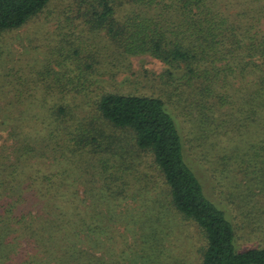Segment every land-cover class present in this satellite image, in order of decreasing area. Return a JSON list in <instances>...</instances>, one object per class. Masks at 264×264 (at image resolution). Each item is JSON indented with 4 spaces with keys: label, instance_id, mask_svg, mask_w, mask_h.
<instances>
[{
    "label": "trees",
    "instance_id": "trees-1",
    "mask_svg": "<svg viewBox=\"0 0 264 264\" xmlns=\"http://www.w3.org/2000/svg\"><path fill=\"white\" fill-rule=\"evenodd\" d=\"M50 2L0 0V31L23 27ZM126 4L133 10L120 14ZM80 5L90 29L104 30L120 59L150 55L167 65L158 92H102L95 114L130 131L129 146L152 155L170 204L205 235L201 264H264V242L238 247L236 225L222 203L208 198L194 170L208 166L212 187L226 184L232 203L240 195L242 212L248 208L245 218H255L252 227L262 229L263 240L264 139L250 142L243 134L254 122L263 127L264 0ZM55 57L42 69L30 66L26 75L19 63H0V264H136L128 234L113 224L126 212L117 209L130 197V179L106 176L107 163H96V157L112 151L114 143L94 121L75 119L66 97L83 92L81 79L94 66L60 73L52 65ZM221 132L235 139L226 146L212 142ZM91 172L101 177L89 179ZM78 183L86 184V196Z\"/></svg>",
    "mask_w": 264,
    "mask_h": 264
},
{
    "label": "rangeland",
    "instance_id": "rangeland-1",
    "mask_svg": "<svg viewBox=\"0 0 264 264\" xmlns=\"http://www.w3.org/2000/svg\"><path fill=\"white\" fill-rule=\"evenodd\" d=\"M81 8L80 0H51L40 14L23 27L8 32L0 31V45L4 49L0 50L3 52L0 54V63H5L8 59L10 67L19 63L25 75L30 73V66L42 69L44 63H48L49 56L54 54L59 60H53L52 65L60 73H63L66 67H74L79 71L84 63L93 64L94 72L87 73L85 80L81 79L85 81L83 92H69L66 97L72 101L75 119L80 117L84 122L94 121L108 140L114 143L112 151H102L97 153L96 157V163H107L106 176L113 179L115 174V178L130 179V197L121 201L122 206L117 209V212L121 209H126V212L120 215L123 219L119 218L117 222H113L114 226L128 234L129 240L126 241L133 246L130 255L136 264H201L206 245L205 235L193 220L178 214L170 204L167 185L152 155L141 153L134 150L132 145L129 146V142H132L130 131L117 129L106 120L98 118L99 114H95V101L102 92H158L157 86L161 81L159 76L167 69V65L150 55L120 59L115 51L114 41L109 39L104 30L90 29ZM132 10L128 4L119 7V13L123 15H128ZM9 47L11 55L5 54ZM26 77L31 79L32 76ZM52 79L53 77H50V80ZM77 79L79 77L74 76L75 82ZM44 88L45 86H42L40 96L45 94ZM62 95L61 92L59 96ZM261 118L263 127L260 124L255 125L257 121L244 128L243 135L250 142L258 141L260 136L264 139V113ZM183 129V134L189 133L188 126L184 125ZM223 133L225 135H222ZM221 135L212 142L226 146L231 138L235 139L227 132H221ZM238 140L241 141V138ZM248 146L250 147L249 144L247 148ZM217 149L215 148V151ZM186 157L188 158L187 154ZM126 165H131V169L125 171ZM207 168L204 165L194 166L208 198L222 203L221 207L236 225L238 247L244 249L257 242H264L262 229L252 227L256 223L255 218H245L244 214L248 208L242 212L240 207L243 206V200L240 195L238 194L235 203H232L227 199L226 184L224 188L222 185L217 186L218 188L214 185L213 188V180L206 173L209 171ZM86 170L88 172L87 168ZM98 173L91 172L86 176L89 179H99L101 174ZM120 179L115 183V188L121 186ZM77 188L81 195H87L86 184L78 183ZM103 205L105 206V203ZM126 263H129L128 259Z\"/></svg>",
    "mask_w": 264,
    "mask_h": 264
}]
</instances>
